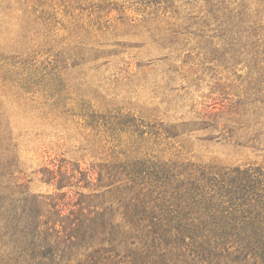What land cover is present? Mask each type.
Returning a JSON list of instances; mask_svg holds the SVG:
<instances>
[{
  "label": "rangeland",
  "instance_id": "obj_1",
  "mask_svg": "<svg viewBox=\"0 0 264 264\" xmlns=\"http://www.w3.org/2000/svg\"><path fill=\"white\" fill-rule=\"evenodd\" d=\"M150 1L0 0V202L59 194L70 209L82 199L116 210L108 191L120 183L104 171L131 153L264 167V85L248 58L202 26L206 0ZM224 1L264 29V0ZM61 165L72 178L59 190L45 171ZM94 166L104 169L100 183L87 177ZM5 232L2 221L0 264H12Z\"/></svg>",
  "mask_w": 264,
  "mask_h": 264
},
{
  "label": "trees",
  "instance_id": "obj_2",
  "mask_svg": "<svg viewBox=\"0 0 264 264\" xmlns=\"http://www.w3.org/2000/svg\"><path fill=\"white\" fill-rule=\"evenodd\" d=\"M163 2L166 8L172 6L171 0ZM206 3L207 21L202 26L215 25L216 34L248 58L247 66L258 75L257 84L264 85V33H260L264 29L251 20L243 5L238 8L224 0ZM31 12L36 17L35 6ZM51 18L46 15V20ZM3 59L13 64L17 55ZM128 126L135 127L134 120L127 121ZM138 154L126 155L125 161L104 171L109 185L120 183L108 191L117 195L116 210L82 199L70 209L68 197L59 194L58 199L3 198L0 223L12 246V264H73L80 251L85 257L75 264H264V167L219 169L179 156ZM61 168L45 171L46 182L59 190L70 186L72 178ZM103 170L94 166L87 177L97 174L100 183ZM119 209L122 217L116 219L114 212Z\"/></svg>",
  "mask_w": 264,
  "mask_h": 264
}]
</instances>
